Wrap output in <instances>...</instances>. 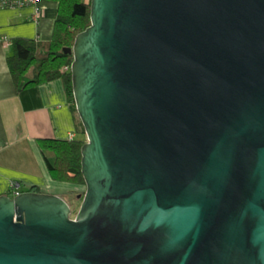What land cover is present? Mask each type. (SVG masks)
<instances>
[{"label":"water","instance_id":"95a60500","mask_svg":"<svg viewBox=\"0 0 264 264\" xmlns=\"http://www.w3.org/2000/svg\"><path fill=\"white\" fill-rule=\"evenodd\" d=\"M80 208L0 194V264H264V0H92Z\"/></svg>","mask_w":264,"mask_h":264},{"label":"crops","instance_id":"0c3cea01","mask_svg":"<svg viewBox=\"0 0 264 264\" xmlns=\"http://www.w3.org/2000/svg\"><path fill=\"white\" fill-rule=\"evenodd\" d=\"M41 1L43 14L39 20L34 19L31 5L0 9V194L10 191L13 181L21 191L34 184L75 183L52 177L39 138L79 134L87 138L85 124L63 78L19 89L12 73L9 55L14 53V38L48 39L53 34L59 1Z\"/></svg>","mask_w":264,"mask_h":264},{"label":"trees","instance_id":"16d2710c","mask_svg":"<svg viewBox=\"0 0 264 264\" xmlns=\"http://www.w3.org/2000/svg\"><path fill=\"white\" fill-rule=\"evenodd\" d=\"M58 1L59 12L52 36L48 39L14 38V53L9 55V63L19 89L63 78L71 100L76 103L72 72L75 53L68 48L75 44L78 33L92 23V0ZM86 140L78 136L39 138L45 161L54 179L87 183L83 172L82 150ZM29 188L44 191L37 184ZM8 192L12 194V189Z\"/></svg>","mask_w":264,"mask_h":264},{"label":"rangeland","instance_id":"374dc122","mask_svg":"<svg viewBox=\"0 0 264 264\" xmlns=\"http://www.w3.org/2000/svg\"><path fill=\"white\" fill-rule=\"evenodd\" d=\"M78 137H81V134H79ZM25 187L26 185L24 184L23 189H25ZM41 188L44 191H51V192L59 193L63 195L65 198H67L73 206V209H74L73 215H75L77 210L80 208L82 199L86 192L87 183L86 182H78V183L75 182L72 184L69 183L68 185H60V184L50 185L49 184V185H42Z\"/></svg>","mask_w":264,"mask_h":264},{"label":"built area","instance_id":"2783aa9c","mask_svg":"<svg viewBox=\"0 0 264 264\" xmlns=\"http://www.w3.org/2000/svg\"><path fill=\"white\" fill-rule=\"evenodd\" d=\"M20 5H31L34 8L33 17L36 20H39L43 14V5L41 0H0V9ZM11 189L13 195L21 192V189L14 181L11 183Z\"/></svg>","mask_w":264,"mask_h":264}]
</instances>
